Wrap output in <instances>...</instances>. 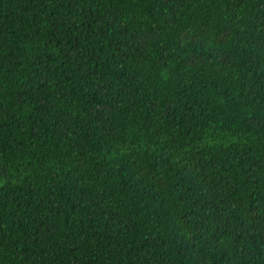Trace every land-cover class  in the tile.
<instances>
[{
    "label": "trees",
    "instance_id": "16d2710c",
    "mask_svg": "<svg viewBox=\"0 0 264 264\" xmlns=\"http://www.w3.org/2000/svg\"><path fill=\"white\" fill-rule=\"evenodd\" d=\"M0 264H264V0H0Z\"/></svg>",
    "mask_w": 264,
    "mask_h": 264
}]
</instances>
